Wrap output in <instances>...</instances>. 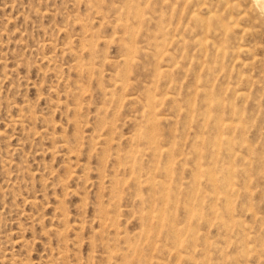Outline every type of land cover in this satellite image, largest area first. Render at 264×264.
Wrapping results in <instances>:
<instances>
[{"label": "rangeland", "instance_id": "374dc122", "mask_svg": "<svg viewBox=\"0 0 264 264\" xmlns=\"http://www.w3.org/2000/svg\"><path fill=\"white\" fill-rule=\"evenodd\" d=\"M263 12L0 0V264H264Z\"/></svg>", "mask_w": 264, "mask_h": 264}, {"label": "bare ground", "instance_id": "6f19581e", "mask_svg": "<svg viewBox=\"0 0 264 264\" xmlns=\"http://www.w3.org/2000/svg\"><path fill=\"white\" fill-rule=\"evenodd\" d=\"M255 1V4H257V3H259V5L261 6V8H264V1H262V0H254ZM257 2V3H256ZM262 12V11H261ZM212 13V12H211ZM138 14V13H137ZM263 14H264V12H263ZM228 27H231V26H228ZM227 29V28H226ZM224 30V29H223ZM224 32V31H223ZM221 34H219V36L220 35H222V32H220ZM217 36V35H216ZM240 44V43H239ZM241 45V44H240ZM235 47V46H234ZM240 47V46H239ZM241 47H242V45H241ZM216 48V47H215ZM238 48V47H237ZM237 48H236V50H237ZM239 49V48H238ZM205 50V49H204ZM240 50V49H239ZM165 54V53H164ZM204 54H206V53H204ZM203 56V55H202ZM124 57L126 58V56L124 55ZM130 57V56H129ZM128 57V58H129ZM235 57H236V55H235ZM133 59V58H132ZM131 59V60H132ZM233 59V58H232ZM129 60H130V58H129ZM129 62V61H128ZM202 64V63H201ZM238 65V64H237ZM200 68V67H199ZM208 68V67H207ZM202 69V68H201ZM164 69H162V71H163ZM241 70V69H240ZM161 71V70H160ZM242 73H243V71H242ZM228 76V75H227ZM230 77V76H229ZM235 77V76H234ZM221 79V78H220ZM228 83V82H227ZM230 83V82H229ZM233 84V83H232ZM116 85V84H115ZM228 85V84H227ZM202 86V85H201ZM233 86V85H232ZM200 88V87H199ZM233 89H234V87H233ZM244 90V89H243ZM199 91V90H198ZM238 91V90H237ZM242 91V90H241ZM244 91H246V90H244ZM168 95V94H167ZM167 95H165L166 97H167ZM244 95V94H243ZM206 96V95H205ZM164 97V96H163ZM165 97V98H166ZM130 99H135V97L134 96H131L130 97ZM156 98H151V102H150V104H149V106L151 107V108H149L148 109V113L150 114V118L152 119L151 120V126H149V128H148V130L143 134L144 135V137H146V138H148V139H151V137H152V135L150 134L151 132H152V130L153 129H155L156 128V121L155 120H157V117H155V111H154V108H155V106H156V104H157V102H156V100H155ZM162 99V98H161ZM160 99V100H161ZM233 99H234V97H233ZM161 102V101H160ZM234 102V101H233ZM239 102H241V101H239ZM218 104V103H217ZM239 104V103H238ZM233 107V106H232ZM210 108V107H209ZM233 109V108H232ZM250 110H251V108H250ZM252 110H253V108H252ZM232 110L230 109V111H229V113L231 114V115H233L232 114ZM235 112V111H234ZM228 113V114H229ZM239 113V112H238ZM143 115V114H142ZM230 115V116H231ZM149 116V115H148ZM220 116V115H219ZM236 116H238V115H236ZM144 118V117H143ZM240 118V117H239ZM153 119H155V120H153ZM204 120H207L206 118L204 119ZM225 120H229V123L231 122L230 120H232L231 119V117H228V118H225ZM237 121H238V119H237ZM245 121V120H244ZM145 122V121H144ZM150 123V122H149ZM221 123V122H220ZM224 123V122H223ZM229 123H228V127H229ZM214 124H215V122H214ZM217 125V124H216ZM218 129V128H217ZM212 130V129H211ZM219 130V129H218ZM219 132V131H218ZM217 132V133H218ZM221 133V132H220ZM243 135V134H242ZM132 137V136H131ZM137 137V136H136ZM137 139V138H136ZM245 152H248V150H249V147L248 146H246V148H245ZM241 153H243V151H239V158H241V160L242 159H245V156L243 155V154H241ZM132 158V157H131ZM130 158V159H131ZM133 160V159H132ZM260 167V166H259ZM256 175V174H255ZM260 176V175H259ZM248 181V177H247V175H246V172L244 171V173H243V178H242V182L243 183H245V182H247ZM152 182V181H151ZM242 185V184H241ZM260 185H262V183H260V184H258V186H260ZM241 189V188H240ZM260 190V189H259ZM250 191H251V189H250ZM259 192H261V191H259ZM250 199V198H249ZM255 213V212H254ZM155 215V214H154ZM256 215V214H255ZM147 216V215H146ZM158 216V215H157ZM160 216V215H159ZM157 218V217H156ZM147 219H149V218H147ZM160 219V218H159ZM146 232V231H145ZM129 247V246H128ZM130 248V247H129ZM134 249V248H133ZM128 263V262H127ZM126 263V264H127Z\"/></svg>", "mask_w": 264, "mask_h": 264}]
</instances>
